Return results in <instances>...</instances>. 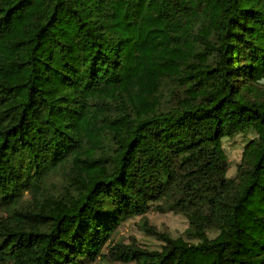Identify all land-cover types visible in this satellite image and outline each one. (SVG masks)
I'll return each instance as SVG.
<instances>
[{
	"label": "trees",
	"instance_id": "16d2710c",
	"mask_svg": "<svg viewBox=\"0 0 264 264\" xmlns=\"http://www.w3.org/2000/svg\"><path fill=\"white\" fill-rule=\"evenodd\" d=\"M260 70L264 0H0V264H264Z\"/></svg>",
	"mask_w": 264,
	"mask_h": 264
},
{
	"label": "rangeland",
	"instance_id": "374dc122",
	"mask_svg": "<svg viewBox=\"0 0 264 264\" xmlns=\"http://www.w3.org/2000/svg\"><path fill=\"white\" fill-rule=\"evenodd\" d=\"M256 81L263 85L264 88V70L259 71ZM251 138V135L241 134L223 141L230 163L229 178L236 177L237 167L242 161L245 146ZM187 228L188 222L184 216L171 212L164 213L152 208L145 215L136 216L124 222L115 231L110 243L112 242L113 246L115 244H124L132 248L158 250L163 243L159 236L151 233L152 230L156 233L177 238L183 236ZM111 247L105 248V256L90 264H121L116 255L111 253Z\"/></svg>",
	"mask_w": 264,
	"mask_h": 264
}]
</instances>
